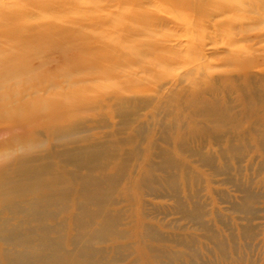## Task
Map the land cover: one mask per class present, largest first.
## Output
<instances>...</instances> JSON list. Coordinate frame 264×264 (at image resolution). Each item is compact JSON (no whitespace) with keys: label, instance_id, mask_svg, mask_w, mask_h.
Instances as JSON below:
<instances>
[{"label":"bare ground","instance_id":"obj_1","mask_svg":"<svg viewBox=\"0 0 264 264\" xmlns=\"http://www.w3.org/2000/svg\"><path fill=\"white\" fill-rule=\"evenodd\" d=\"M182 35L191 36L187 52L203 71L206 43L221 41L240 77L219 86L192 81L184 94L169 97L159 92L163 103L153 106L152 122L165 142L189 152L207 141L226 144L235 157L241 149L234 143L248 141L264 152V95L252 77L259 70L264 87V49L237 47L264 42V0H0V264H159L168 257L152 245L163 236L144 222L142 209L135 215L111 209L116 198L132 206L129 193L151 185L148 154L144 177L126 183L128 170L116 166L130 156L120 142L114 151L103 141L77 139L85 128L74 118L71 97L31 96L47 82L45 88H53V80L41 81L37 72L58 62L82 66L88 75L99 69V79L113 75L119 95L137 83L150 86L166 76L159 70L189 63L164 46L166 38ZM135 69L150 75L134 80ZM232 91L239 95L237 109L227 97ZM127 102L133 107L119 112L125 130L140 105L121 100L118 106ZM38 128L48 140L37 136ZM161 155L166 162L158 168L171 175L179 166L165 151ZM201 213L187 218L197 221Z\"/></svg>","mask_w":264,"mask_h":264},{"label":"rangeland","instance_id":"obj_2","mask_svg":"<svg viewBox=\"0 0 264 264\" xmlns=\"http://www.w3.org/2000/svg\"><path fill=\"white\" fill-rule=\"evenodd\" d=\"M208 26L211 31L214 23ZM190 38V35L166 38L164 46L187 58L189 63L159 70L166 76L150 86L137 83L130 93L119 95L115 92L117 87L113 75L99 79L95 75L99 69L92 70V75H88V70L82 66L68 69L64 63L58 62L37 72L41 74V81L53 80V88L47 90V82L31 97L46 99L52 93L71 97L74 118L85 128L77 139L103 141L114 151L119 150L117 143L120 142L122 154L126 156L127 152L130 156L127 164L116 166L117 169L128 170L126 183L144 177L146 169L142 157L144 153L145 156L148 154V166L152 167L148 174L151 185L129 193L135 199L132 206L126 200L116 198L111 209H132L134 215L135 209H142L144 222L163 236V243L152 242V245L159 244L167 251L168 257L159 264H264V152L248 141L234 143L241 149L235 157L227 154L226 144L214 145L211 141L194 146L191 152L180 150L175 142L166 143L162 130L152 122L153 106L159 107L163 103L157 99L159 92L169 97L174 93L184 94L192 81L201 80L204 84L219 86L227 82L236 84L240 77L227 63L230 49L221 41L206 43L202 51L206 70L199 69L198 63L193 62L192 53L187 52ZM237 47H253L261 51L264 42L259 44L253 39ZM69 72L72 73L70 78L65 77ZM133 74L134 80L141 82L150 75L143 73L142 69H135ZM252 75L255 85L264 95V87L260 84L262 73L253 69ZM143 88L146 90H140ZM238 96L234 91L227 94L230 104L236 109ZM31 97L24 100L28 101ZM121 100L140 103L129 130L123 129L119 112L129 111L133 104L127 102L119 107ZM165 117L162 113L159 118L163 120ZM248 126L245 124L243 130L246 131ZM36 132L40 139L48 140L42 128ZM130 138L133 143L126 144ZM164 151L172 158V164L179 166L170 171L174 180L170 179L169 173L159 169L166 162L161 155ZM69 170L72 171L73 167ZM172 183L176 190L171 189ZM248 196L251 199L246 200ZM243 204L249 211L242 210ZM198 210L202 211L200 219L191 221L187 218ZM200 222L205 228H200ZM180 242L184 245L181 246Z\"/></svg>","mask_w":264,"mask_h":264}]
</instances>
